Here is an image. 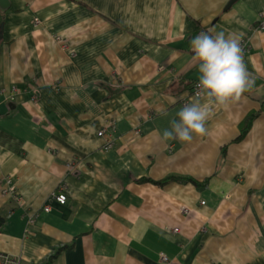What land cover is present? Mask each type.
<instances>
[{
  "label": "crops",
  "instance_id": "1",
  "mask_svg": "<svg viewBox=\"0 0 264 264\" xmlns=\"http://www.w3.org/2000/svg\"><path fill=\"white\" fill-rule=\"evenodd\" d=\"M229 1L0 6V178L21 195L0 190L1 251L21 264H264V0ZM210 29L246 39L253 87L206 135L164 142L199 80L190 41ZM168 177L181 179L157 183ZM61 185L66 203L43 212Z\"/></svg>",
  "mask_w": 264,
  "mask_h": 264
},
{
  "label": "clouds",
  "instance_id": "2",
  "mask_svg": "<svg viewBox=\"0 0 264 264\" xmlns=\"http://www.w3.org/2000/svg\"><path fill=\"white\" fill-rule=\"evenodd\" d=\"M191 63L197 67L199 82L195 95L177 113L178 119L162 132L164 142H191L207 134V121L215 110L239 102L254 84L243 59L240 37L210 29L190 41Z\"/></svg>",
  "mask_w": 264,
  "mask_h": 264
},
{
  "label": "built area",
  "instance_id": "3",
  "mask_svg": "<svg viewBox=\"0 0 264 264\" xmlns=\"http://www.w3.org/2000/svg\"><path fill=\"white\" fill-rule=\"evenodd\" d=\"M263 16H261L262 18ZM261 24L262 26H264V21H261ZM240 45H241V48L243 49V55L246 53L247 49H248V43L246 41V39H243L241 40L240 42ZM199 82V80H196L194 82L191 83L190 87H189V92L191 95H195V92H196V85L197 83ZM32 98L34 99V95L32 96ZM113 125L114 123H109V124H106L102 129L99 130L98 134L99 135H104V134H109L111 133V131L113 130ZM109 132V133H108ZM135 134H138L139 133V130H135L134 132ZM3 181H4V186H5V192L8 194L10 192H14V185L12 183V177L10 176H6L3 178ZM17 192V191H16ZM67 194H66V191H65V185H61L58 187V189L53 192L51 194V196L49 197L47 203L43 206V209L42 211L43 212H49L50 211V205L52 202H58L60 204H65L66 201H67ZM17 203H20V202H17ZM35 220V219H34ZM33 219H31V221H34ZM173 232H177L178 231V228L177 227H174L172 229ZM162 259H166V257L164 255H162ZM19 258L14 256V255H10V254H7L3 251L0 250V264H19Z\"/></svg>",
  "mask_w": 264,
  "mask_h": 264
},
{
  "label": "rangeland",
  "instance_id": "4",
  "mask_svg": "<svg viewBox=\"0 0 264 264\" xmlns=\"http://www.w3.org/2000/svg\"><path fill=\"white\" fill-rule=\"evenodd\" d=\"M3 178L4 177H1L0 178V190H1V193H3L4 195H7V196H9V200H10V202L12 203V202H14L15 204L17 203V202H20L21 203V195H20V193H19V191H18V189H17V187H16V185H15V181H14V179H12V183H13V185H14V187H15V189H14V192L12 191V192H10V193H6L5 192V186H4V181H3ZM17 191V192H16ZM45 205V204H44ZM43 205V206H44ZM42 209H43V207H42ZM36 217L33 215V216H29L28 218H27V222L30 224V223H33L34 221H31V219H35ZM28 233H29V231H28ZM19 264H21V260L19 259Z\"/></svg>",
  "mask_w": 264,
  "mask_h": 264
},
{
  "label": "trees",
  "instance_id": "5",
  "mask_svg": "<svg viewBox=\"0 0 264 264\" xmlns=\"http://www.w3.org/2000/svg\"><path fill=\"white\" fill-rule=\"evenodd\" d=\"M172 178H177V177H168V179L159 181L157 183L158 184H164V183L168 182V180H171ZM177 179H181V178H177ZM4 220H5V217L0 214V228H1L2 224L4 223ZM54 256H55L54 254L51 255V258L50 259L54 258Z\"/></svg>",
  "mask_w": 264,
  "mask_h": 264
},
{
  "label": "water",
  "instance_id": "6",
  "mask_svg": "<svg viewBox=\"0 0 264 264\" xmlns=\"http://www.w3.org/2000/svg\"><path fill=\"white\" fill-rule=\"evenodd\" d=\"M235 0H230L227 5H226V8H228L229 6H231V4L234 2ZM8 0H0V6L1 7H7L8 6Z\"/></svg>",
  "mask_w": 264,
  "mask_h": 264
}]
</instances>
